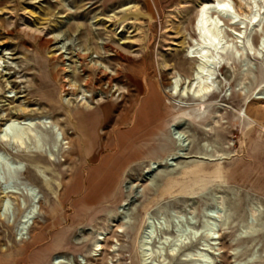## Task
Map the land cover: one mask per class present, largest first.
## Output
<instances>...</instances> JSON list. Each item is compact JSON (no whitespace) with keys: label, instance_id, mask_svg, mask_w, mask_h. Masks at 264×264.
Here are the masks:
<instances>
[{"label":"rangeland","instance_id":"1","mask_svg":"<svg viewBox=\"0 0 264 264\" xmlns=\"http://www.w3.org/2000/svg\"><path fill=\"white\" fill-rule=\"evenodd\" d=\"M203 1L0 0V129L9 117H42L71 141L66 151L49 135L52 160L33 151L0 162V208L4 185L41 199L26 240L23 197L12 217L0 214V264H142L148 213L153 245L188 225L205 236L212 220L210 264H264V52L221 65L205 101L168 90L193 70L185 36ZM83 114L97 124L88 143ZM181 144L183 156L162 161ZM153 161L162 162L148 172ZM184 249L161 263L201 262Z\"/></svg>","mask_w":264,"mask_h":264},{"label":"bare ground","instance_id":"2","mask_svg":"<svg viewBox=\"0 0 264 264\" xmlns=\"http://www.w3.org/2000/svg\"><path fill=\"white\" fill-rule=\"evenodd\" d=\"M240 1L247 5L249 12L239 11L234 0H206L200 3L192 25L193 33H187L185 36L186 57L194 61V67L190 76H182L179 73L172 76L168 89L171 95L192 96L205 101L209 94L216 92L219 88L217 70L221 65L230 66L236 60L245 55H250V53L263 54L264 5L261 0ZM254 31L258 32L256 45L252 38ZM88 81H85V86L88 85ZM79 119L84 128L82 131L86 137L85 142L88 143L97 129V124L93 121L91 114H83ZM49 135H51L52 138L50 137V139L56 144V147L60 146L63 150L69 151L71 141L63 136L54 121L42 117L16 118L13 116L7 118L0 129V137L4 145L0 148V162L3 159H12L11 153L33 151L45 152L49 155V159H55L56 147L52 148L47 145ZM180 146L184 148L185 144ZM184 150L186 149H180L162 161L169 162L178 155L183 156ZM13 162L14 167L22 170V161L13 160ZM161 162L153 161L152 165L148 166V172L153 171L156 164L161 165ZM13 173L11 172L10 176H13ZM1 193L3 196L0 214L4 218L12 214L11 210L15 204L12 199H16L17 196L23 197V211L18 221L17 231L20 239H28L30 229L41 212L40 197L37 196L35 190L30 193L21 192L8 185H4ZM157 221L158 219L154 215L147 214L139 242L142 264H160L166 260L167 254L176 256L183 247L185 248V255L199 258L201 262H196V264H210L211 257L205 250L208 249L207 247L211 248L207 240L209 238L213 240L217 237L218 227L215 221L207 220L202 226V229L205 230V236L201 237L198 229L188 225L183 229H178V234H174L175 236L172 237L164 232L159 238V245H153L157 233ZM95 246L96 248L100 246L99 239ZM251 257H253L252 254ZM56 259V264H58L64 257L61 259V255H59Z\"/></svg>","mask_w":264,"mask_h":264},{"label":"water","instance_id":"3","mask_svg":"<svg viewBox=\"0 0 264 264\" xmlns=\"http://www.w3.org/2000/svg\"><path fill=\"white\" fill-rule=\"evenodd\" d=\"M255 256H256V254L253 255V257H255Z\"/></svg>","mask_w":264,"mask_h":264}]
</instances>
